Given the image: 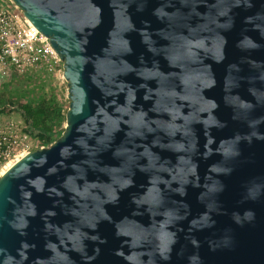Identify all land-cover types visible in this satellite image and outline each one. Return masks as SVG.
<instances>
[{
    "label": "water",
    "instance_id": "1",
    "mask_svg": "<svg viewBox=\"0 0 264 264\" xmlns=\"http://www.w3.org/2000/svg\"><path fill=\"white\" fill-rule=\"evenodd\" d=\"M12 1L68 105L0 174V264H264V0Z\"/></svg>",
    "mask_w": 264,
    "mask_h": 264
},
{
    "label": "built area",
    "instance_id": "2",
    "mask_svg": "<svg viewBox=\"0 0 264 264\" xmlns=\"http://www.w3.org/2000/svg\"><path fill=\"white\" fill-rule=\"evenodd\" d=\"M41 72L64 81L62 61L48 38L37 31L12 0H0V75L17 78ZM14 106H0V173L7 162H14L32 148L27 128L19 126L21 119L3 118Z\"/></svg>",
    "mask_w": 264,
    "mask_h": 264
},
{
    "label": "trees",
    "instance_id": "3",
    "mask_svg": "<svg viewBox=\"0 0 264 264\" xmlns=\"http://www.w3.org/2000/svg\"><path fill=\"white\" fill-rule=\"evenodd\" d=\"M6 104L19 109L27 131L36 138V148L52 142L63 130L60 122L64 120L65 109L52 98L39 94L13 99L0 94V106Z\"/></svg>",
    "mask_w": 264,
    "mask_h": 264
},
{
    "label": "rangeland",
    "instance_id": "4",
    "mask_svg": "<svg viewBox=\"0 0 264 264\" xmlns=\"http://www.w3.org/2000/svg\"><path fill=\"white\" fill-rule=\"evenodd\" d=\"M67 85L65 81H60L46 76L43 72L36 74H30L26 76H20L17 78H12L9 76L0 75V94L11 97L13 99H24L32 95L43 94L47 98L54 99L59 103L65 110L68 105V100L66 98ZM17 118L21 119V126L24 130L26 129L22 117L19 115L17 107L14 106L12 110L7 111L3 118ZM61 125L64 124V120H61ZM32 148H36L37 141L34 136H32Z\"/></svg>",
    "mask_w": 264,
    "mask_h": 264
},
{
    "label": "bare ground",
    "instance_id": "5",
    "mask_svg": "<svg viewBox=\"0 0 264 264\" xmlns=\"http://www.w3.org/2000/svg\"><path fill=\"white\" fill-rule=\"evenodd\" d=\"M12 162H7L4 166H3V168H2V170H1V173L11 164ZM0 173V174H1Z\"/></svg>",
    "mask_w": 264,
    "mask_h": 264
}]
</instances>
